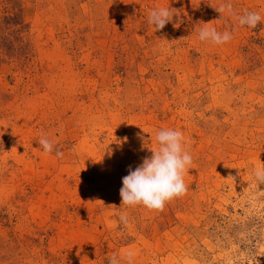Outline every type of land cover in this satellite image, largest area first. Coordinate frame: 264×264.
<instances>
[{"label": "rangeland", "instance_id": "rangeland-1", "mask_svg": "<svg viewBox=\"0 0 264 264\" xmlns=\"http://www.w3.org/2000/svg\"><path fill=\"white\" fill-rule=\"evenodd\" d=\"M163 129L192 156L187 193L119 207ZM262 164L264 0H0V264H264Z\"/></svg>", "mask_w": 264, "mask_h": 264}, {"label": "clouds", "instance_id": "clouds-1", "mask_svg": "<svg viewBox=\"0 0 264 264\" xmlns=\"http://www.w3.org/2000/svg\"><path fill=\"white\" fill-rule=\"evenodd\" d=\"M219 14L227 13L238 21L240 26L255 29L262 17L258 12L245 10L243 14L237 15L231 3L221 4L214 8ZM175 9L154 8L149 12L148 23L156 31H160L165 25L172 21ZM208 24V23H206ZM232 39L230 31L218 32L215 28H203L199 31V40L211 42L214 45H222ZM157 147L150 150V158H144L141 165L135 170L129 169L128 175L122 178V187L119 191L121 206L134 207L143 206L149 211L162 212L165 205L175 198L182 197L188 191L184 182V175L192 165V156L185 149V138L182 131L163 129L158 130L155 135ZM45 155L53 152L54 144L46 136L42 135L39 140ZM63 153L56 151V156ZM255 179L264 183V164L254 171ZM233 180L235 177L229 176ZM102 203V202H101ZM115 207V206H112ZM117 208V207H116ZM120 220L127 223V216L121 214ZM133 254H126L127 264H132ZM108 264H120V260L113 254Z\"/></svg>", "mask_w": 264, "mask_h": 264}]
</instances>
